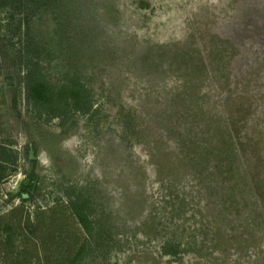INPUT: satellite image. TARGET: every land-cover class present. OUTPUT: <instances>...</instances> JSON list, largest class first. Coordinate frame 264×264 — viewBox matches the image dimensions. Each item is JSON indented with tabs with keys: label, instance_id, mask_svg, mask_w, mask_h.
<instances>
[{
	"label": "rangeland",
	"instance_id": "obj_1",
	"mask_svg": "<svg viewBox=\"0 0 264 264\" xmlns=\"http://www.w3.org/2000/svg\"><path fill=\"white\" fill-rule=\"evenodd\" d=\"M0 264H264V0H0Z\"/></svg>",
	"mask_w": 264,
	"mask_h": 264
},
{
	"label": "trees",
	"instance_id": "obj_2",
	"mask_svg": "<svg viewBox=\"0 0 264 264\" xmlns=\"http://www.w3.org/2000/svg\"><path fill=\"white\" fill-rule=\"evenodd\" d=\"M62 88H64V87H62ZM27 89H28L27 97L33 98V100L36 102H38L39 100H43V98L45 96H46V99H49V101H50V99L53 98V96H55V94L53 95V93H51V91H49L50 89L48 87H46V85L44 84V82L42 80H40V78H37L31 84H30V82H28L27 83ZM59 89H61V88L59 87L58 90L56 91L57 95L60 93ZM64 90H66V89H64ZM66 91H63V92H66ZM63 92H61V94ZM22 187L25 189V191H27L26 188L23 186V183H22ZM81 205H82V203H79V201H75L74 203H71L72 209L74 210L75 214H77V216L81 220L82 224L84 226H87L86 225L87 219L84 218L85 216L80 211V208H79Z\"/></svg>",
	"mask_w": 264,
	"mask_h": 264
},
{
	"label": "water",
	"instance_id": "obj_3",
	"mask_svg": "<svg viewBox=\"0 0 264 264\" xmlns=\"http://www.w3.org/2000/svg\"><path fill=\"white\" fill-rule=\"evenodd\" d=\"M29 157H30V159H33V158H34L32 146H30ZM30 182H31L30 178H26V179L23 181V186H24L25 188L28 187L29 184H30ZM22 197H23V198H27V197H28V193H23V194H22Z\"/></svg>",
	"mask_w": 264,
	"mask_h": 264
},
{
	"label": "flooded vegetation",
	"instance_id": "obj_4",
	"mask_svg": "<svg viewBox=\"0 0 264 264\" xmlns=\"http://www.w3.org/2000/svg\"><path fill=\"white\" fill-rule=\"evenodd\" d=\"M30 158V157H29ZM32 187H34V186H32ZM26 190L28 191V192H30L31 191V189H30V187L28 186V187H26Z\"/></svg>",
	"mask_w": 264,
	"mask_h": 264
}]
</instances>
